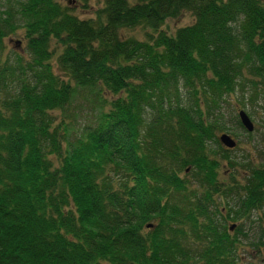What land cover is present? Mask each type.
Segmentation results:
<instances>
[{"label": "trees", "instance_id": "16d2710c", "mask_svg": "<svg viewBox=\"0 0 264 264\" xmlns=\"http://www.w3.org/2000/svg\"><path fill=\"white\" fill-rule=\"evenodd\" d=\"M19 33L25 57L3 49ZM258 80L264 0H101L86 18L0 0V264H253L264 166L220 181L236 163L217 135ZM85 89L113 98L70 139L53 112Z\"/></svg>", "mask_w": 264, "mask_h": 264}, {"label": "rangeland", "instance_id": "374dc122", "mask_svg": "<svg viewBox=\"0 0 264 264\" xmlns=\"http://www.w3.org/2000/svg\"><path fill=\"white\" fill-rule=\"evenodd\" d=\"M61 5L67 6L70 12L79 18L94 16V10L101 5V0H87L85 7L78 0H57ZM192 22V16L188 11H182L175 18H167L161 25L162 29L172 32L175 28L189 24ZM144 29L141 27L123 28L122 33L126 36H133L138 39H144ZM149 31V30H148ZM15 41H18L16 43ZM4 51H13L25 57L24 39L21 34L10 36L3 40ZM56 70V69H54ZM255 85L259 89L264 86V82L258 80ZM85 89L79 90L78 94L73 98L72 102L64 109L53 112L56 121L63 120L70 124L72 128L69 138L84 125L90 124L97 117L100 110L104 111L108 107L107 101L113 98L109 93L98 92ZM249 91H236L233 95L226 98L227 102L223 104L221 112L224 114L226 130L219 133L229 135L234 141L235 146L226 152L227 156L235 161L234 169H230L225 160L219 159L218 177L220 181L228 183L233 179H240L244 170L249 168H261L264 166V98L261 96H251L248 99ZM243 103V106L241 105ZM238 109L244 110L253 123V130L246 132L242 126L236 125L233 115H236ZM218 134V135H219ZM217 135V136H218ZM220 144V143H219ZM221 145V144H220ZM222 146V145H221ZM223 147V146H222ZM190 178V174L186 176ZM222 201H220V204ZM220 206H223L220 205ZM264 211V207L262 209ZM226 215V212H223ZM261 216V211L257 212ZM240 220L229 223H238ZM264 249L261 247L259 255L251 252L253 264H264ZM258 258H262L257 262Z\"/></svg>", "mask_w": 264, "mask_h": 264}, {"label": "water", "instance_id": "95a60500", "mask_svg": "<svg viewBox=\"0 0 264 264\" xmlns=\"http://www.w3.org/2000/svg\"><path fill=\"white\" fill-rule=\"evenodd\" d=\"M236 115H237V119L240 125L242 126V128L246 132H251L253 130V123L250 120L247 113L242 109H238V111L236 112ZM217 139H218V142L226 149H231L235 146V141L229 135L225 133L219 134L217 136ZM233 226L234 225L231 224L228 228L232 229ZM146 227H151V224H147Z\"/></svg>", "mask_w": 264, "mask_h": 264}]
</instances>
